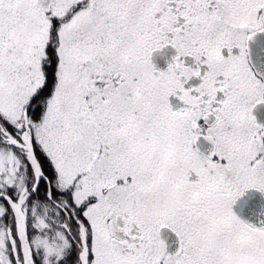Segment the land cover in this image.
Wrapping results in <instances>:
<instances>
[{"label": "snow or ice", "instance_id": "6c2138e0", "mask_svg": "<svg viewBox=\"0 0 264 264\" xmlns=\"http://www.w3.org/2000/svg\"><path fill=\"white\" fill-rule=\"evenodd\" d=\"M258 35L264 0H0V264H264Z\"/></svg>", "mask_w": 264, "mask_h": 264}, {"label": "water", "instance_id": "95a60500", "mask_svg": "<svg viewBox=\"0 0 264 264\" xmlns=\"http://www.w3.org/2000/svg\"><path fill=\"white\" fill-rule=\"evenodd\" d=\"M257 49L253 50L254 57L257 56ZM234 211L244 220L252 222L254 224L259 221H264V197L258 192L249 191L245 197H243L234 206ZM170 240L167 241L169 251H173V245H177L174 234H169Z\"/></svg>", "mask_w": 264, "mask_h": 264}, {"label": "flooded vegetation", "instance_id": "af4514ba", "mask_svg": "<svg viewBox=\"0 0 264 264\" xmlns=\"http://www.w3.org/2000/svg\"><path fill=\"white\" fill-rule=\"evenodd\" d=\"M251 48H252V54H253V50L256 48L257 49V56L254 57L253 55V59L256 60L258 57H261V56H264V35H258L256 38H255V41L251 44ZM153 60H154V63L160 67V68H163L164 67V61L161 59L160 56H154L153 57ZM173 103H175L173 101ZM254 116L256 117L257 119V122L258 123H261V124H264V105H260L257 107V109L254 110ZM197 147L199 148V150L203 153H207L210 149V145L201 140L198 142V145ZM169 234L170 232L168 230H162V239L165 240L166 244H167V241H173V240H170V237H169ZM177 245H173V250H175Z\"/></svg>", "mask_w": 264, "mask_h": 264}]
</instances>
